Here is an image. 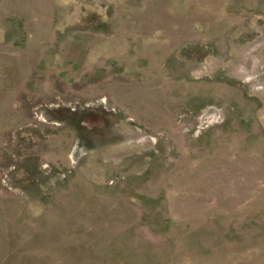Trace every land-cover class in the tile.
Here are the masks:
<instances>
[{
	"label": "rangeland",
	"instance_id": "1",
	"mask_svg": "<svg viewBox=\"0 0 264 264\" xmlns=\"http://www.w3.org/2000/svg\"><path fill=\"white\" fill-rule=\"evenodd\" d=\"M0 264H264V0H0Z\"/></svg>",
	"mask_w": 264,
	"mask_h": 264
}]
</instances>
